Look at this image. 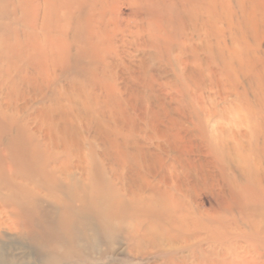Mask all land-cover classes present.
Returning a JSON list of instances; mask_svg holds the SVG:
<instances>
[{"label":"rangeland","instance_id":"374dc122","mask_svg":"<svg viewBox=\"0 0 264 264\" xmlns=\"http://www.w3.org/2000/svg\"><path fill=\"white\" fill-rule=\"evenodd\" d=\"M105 1L107 2L105 3ZM115 1L0 0V228L3 232L0 236L2 239V242L0 239V251L7 261L12 262L10 264H43L44 261L45 264H185V261L186 264H243V262L244 264H253L254 262V264H264V178H262V176L264 177V116L255 103V107H251L244 104V101L239 102V99L233 100L234 98L231 97L224 105L228 108L225 112L226 116L235 117L236 115L237 118L243 119L245 114L250 116V127L239 123L241 128L230 127L233 120L227 118L230 121L229 125L226 124L227 131L232 132L233 139L234 137L240 139L242 153L238 155L237 152L239 164L235 170L238 173H234L229 168L225 170L228 177V184L225 186L227 189L225 188V192L223 191L225 195L223 192L220 195L209 193L206 187L210 182L201 186L200 191L198 188L188 190L186 197L178 195L188 206L196 200L200 202L199 209L201 211L207 210L215 214L213 220L204 218L207 222L209 221V226H200L196 235H191L190 240L183 245L176 242L173 245L163 246L144 240L142 235L133 231L139 219L142 218L132 214L127 201H118L123 196L121 193H117V188L110 178L108 161L111 158L108 159L107 148L109 147L106 139L108 128L107 125H101L105 124L103 114L108 118L110 110L118 109L119 104L125 106V103L118 104L116 99L109 98L108 90H112V87L120 82V80H116L114 72L107 66V62L112 61L110 56L115 57L117 53L121 56L124 54V62L136 64L135 69L141 71L140 74L130 76L126 69L120 68L129 86L139 89L142 83L139 79L148 82L157 80L158 83L167 85V88L161 87L160 89L165 92L169 91L173 95H177V89L181 91L184 88L181 91L184 95L181 103L192 104L191 94H187L192 81L195 80L191 67L199 69L197 67L199 63L204 62V59L210 60L211 58V55L205 52L204 47L199 44L202 36L206 40L208 39L207 41L211 44L224 37L230 43V32L234 31L236 44L240 46L238 53H249L248 56L253 55L254 59L260 54L259 57L264 60V38L261 36L264 35V15L260 16L264 11L262 8L264 0H258L259 2L250 0V3L249 0H228L230 5L228 1L224 2L223 0V5L221 4L223 14L222 16L219 14V17L222 18L220 20L217 14L218 19L211 18L213 19L212 23H209L207 15L193 9L198 4L207 9L205 2H193L192 4L185 0H139L140 3H137L138 0H126V2L117 0L118 3ZM246 6L251 8H249L251 14L255 13L252 15L253 17L251 14L244 13L245 9L247 10ZM93 7H96L97 10ZM95 10L96 12H94ZM104 10L105 14L107 13L105 16L102 14ZM253 10L256 11L252 13ZM227 12H229V16ZM111 13L115 15L118 13V15L114 16ZM257 13L263 18L262 21L260 17V20L258 19ZM231 14L232 17H230ZM196 15H200V17H196ZM109 16L114 21H118L123 29L126 28L124 37L127 36L129 39L121 41L117 35L111 41V39L103 40L104 37L99 36L102 34L103 22L107 24L105 20H111ZM101 19L104 20L102 23ZM246 19L247 21H245ZM91 20L93 24L90 22ZM199 20L202 22L200 21V23ZM254 20L255 22L259 21L254 24ZM98 22L101 25H98ZM139 22L141 25L138 24ZM238 23L240 27L237 26ZM218 25L220 28L219 37L222 38L216 34L219 30ZM138 27L143 31L140 30L143 35L142 33L137 35V32H134ZM142 28H145V31ZM90 30L96 32L94 33L96 35ZM195 30L197 32L192 33ZM238 30L244 32H242V37H239L240 31ZM198 31L201 32V38H198ZM204 31L208 32V36L202 35ZM247 31H252L254 35L251 33L246 35ZM182 32L184 34H181ZM244 36L248 38L246 37L244 40ZM250 38L254 39L256 43ZM259 39L262 40H260L261 43H259ZM248 40L251 41L248 42ZM163 41L166 42V45L169 44L168 48ZM108 42L110 43L108 44ZM243 43L245 47H243ZM96 44L99 45L96 46ZM94 45L95 47L92 48ZM252 49H254V54ZM110 52L112 54H109ZM113 53L115 54L113 55ZM242 53L238 54L240 57L238 55L234 57L236 62L239 60L237 65L234 59L233 63L235 62V66L240 70H245L246 63L242 64V59L245 58L244 61H246L247 56H245L246 53ZM205 56H209V58ZM174 61L180 66L175 65ZM185 61L191 67L187 66L189 67L187 68L183 64ZM211 65H214L212 68H219L214 63ZM260 68L261 66H256L254 69L252 65L254 77H260L254 81L253 92L249 94L253 100H264L260 97H264V71L261 74ZM195 71L197 75L200 72ZM120 73V77H123ZM227 73L225 75L229 79L230 75ZM178 74L179 76H177ZM230 77L233 79L232 76ZM156 86L159 87L157 83ZM98 95L99 97H97ZM179 97L182 99V96ZM243 99L244 96L240 98V100ZM138 102L140 103V101ZM100 112L103 114L100 115L99 120ZM189 113L197 121L198 115L195 114V110ZM195 115L197 116L195 117ZM220 125L223 124L220 123ZM256 128L257 134L255 133ZM240 130L242 133H247V131L250 133L245 134L246 136L242 139L239 137ZM44 136L45 138H43ZM207 136L208 139H211L209 134ZM210 139L208 141L211 144L212 140ZM242 143L245 145L243 146ZM5 156L7 157L5 158ZM79 158L80 167H84L83 172L73 168L74 165L79 164ZM59 166L69 170L63 174L59 170ZM1 169L3 170L1 171ZM69 171L74 174L68 175ZM229 182L231 183L229 184ZM6 185L9 186L6 188ZM26 185L29 186L27 189ZM240 190L242 191L240 192ZM12 195L14 196L12 197ZM23 199L26 201L23 202ZM38 203L42 206H39ZM30 204L31 206H29ZM99 207L100 209H98ZM219 211L220 213H218ZM219 214H222V218ZM262 225L263 227H261ZM27 237L29 238L27 239ZM233 248L237 250H233ZM214 250H217V254ZM220 250L222 253L219 252ZM207 251L211 254H207ZM199 253L201 258L198 257ZM204 253L208 256H205ZM255 253L257 254L255 255ZM228 256L231 260L226 259ZM211 257L216 258V262ZM209 258L211 261L208 262ZM258 260L260 261L258 262Z\"/></svg>","mask_w":264,"mask_h":264},{"label":"bare ground","instance_id":"6f19581e","mask_svg":"<svg viewBox=\"0 0 264 264\" xmlns=\"http://www.w3.org/2000/svg\"><path fill=\"white\" fill-rule=\"evenodd\" d=\"M185 1H187L189 3H192V4H193V2H195V3H204L205 2L206 3V6H207V9L206 8L204 9L199 4L198 5H195V7L193 9L196 12H199V13L202 12L203 14H205V16L207 15L208 16L209 23H212V21H213V19H211V18L218 19V18H220L219 17V14H220V16H222V14H223V12H222L223 8L221 6V4L223 5V0H185ZM226 1H228V0H226ZM262 1H260V2H262ZM92 2H93V0H92ZM106 2L107 1H105V3ZM113 2H114V0H113ZM125 2H126V0H125ZM138 2H139V0L137 1V3ZM224 2H225V0H224ZM257 2H259V1L257 0ZM116 3H118V2H116ZM228 3H229V1H228ZM249 3H250V0H249ZM255 3L253 4V6L255 5ZM229 5H230V3H229ZM90 6H91V4H90ZM257 6H259V5H257ZM94 8L97 10L96 7H93V9ZM100 8H101V6H100ZM249 8L247 7V10L245 9L244 13H248L250 15L251 14L250 13L251 11L249 10ZM262 8L264 9V6ZM238 9H239V7H238ZM96 10L94 12H96ZM254 11H256V10H253L252 13H254ZM105 12H106L105 10L102 11V14L104 16L107 14V13L105 14ZM259 12H261V11H259ZM262 12L263 13L261 15L257 13L258 19H259L260 16H263L264 15V11H262ZM193 13L195 14V12H193ZM227 13H228V16H229V12H227ZM93 14H95V13H93ZM217 14H218V18H217ZM112 15L117 16L118 13H117V15H115V14H112ZM252 15H255V13L254 14H251V16ZM114 16H112V17L114 18ZM192 16H195V15H192ZM196 17H200V15L199 16L196 15ZM230 17H232V14H231ZM243 17L244 16H242V18ZM187 18H189V17H187ZM192 18L194 19V17H192ZM221 18H220V20H221ZM263 18H261V21L263 20ZM102 19H101V23L104 21V20L102 21ZM136 20L138 21V19H136ZM181 20L183 21V19H181ZM223 20H224V18H223ZM259 20H257V21H259ZM107 21L105 20V22L107 24H104V22H103V24H102L103 25V27H102L103 29L101 30L102 32L100 31L102 34L99 35V36L104 37L103 40H105V39L110 40L111 39V41H113V39L117 35L119 36L118 38L121 41L122 40H125V39H129L127 36H126V38L124 37V35H125V32L124 31H125L126 28L123 29V27L121 26V24L118 21H114V19H112V18H111V20L108 19ZM185 21H187V20H185ZM200 21L201 20H199V22ZM245 21H247V19ZM90 22H92V20ZM99 22H100V20H99ZM99 22H98V25L100 24ZM164 22H162V23H164ZM225 22H226V20H225ZM256 22L254 20V24ZM140 23L141 22H139L138 24L141 25ZM182 23L184 24V22H182ZM248 23H249V20H248ZM248 23H246V24H248ZM92 24H93V22H92ZM92 24H91V27H92ZM251 24H252L251 26H253V23H251ZM260 24H259V27H260ZM210 25H212V24H210ZM231 26L233 27V25H231ZM237 26L240 27V24L238 23ZM140 27H138L137 30L134 31V32H137V35H140V33L143 32L140 29ZM197 27H198V25H197ZM246 27L248 28L249 26L247 25ZM246 27H243V28L247 29ZM208 28H210V27H208ZM218 28H219V25H218ZM225 28H226V26L224 27V29ZM198 30H200V29H198ZM90 31H92V30H90ZM170 31H171V29H170ZM180 31H178V32H180ZM238 31H240V30H238ZM92 32H93V34L96 33L94 31H92ZM100 32H99V34H100ZM157 32H158V30H157ZM169 32H168V34H169ZM196 32H197L196 30L195 31H192V33H196ZM219 32H220V28H219V30L216 33L218 37H219ZM240 32H239V37H242L244 32L243 31H242L243 33L241 32V36H240ZM254 32H255V29H254ZM257 32H258V30H257ZM207 33L204 31V33H202V35L205 34V35L208 36ZM227 33H228V31H227ZM250 33L253 34L252 31L251 32L249 31L248 33H245V34L246 35H249ZM93 34H92V36H93ZM164 34H165V32H164ZM181 34H184V33L182 32ZM225 34H226V32H225ZM94 35H96V34H94ZM128 35H130V34H128ZM131 35H133V34L131 33ZM142 35H143V33H142ZM197 35H198V38H201V32L200 31H198V34ZM257 35H259V34L257 33ZM89 36H91V34ZM222 36H223V34H222ZM261 36H262V38H264L263 37L264 35H261ZM165 37L167 39V35ZM172 37H173V35H172ZM178 37H181V36H178ZM244 37H245L244 40H246V37L247 36H244ZM92 38H90V39H92ZM192 38H193V36H192ZM219 38H222V37H219ZM164 39L165 38L163 37V40ZM173 39H174V37H173ZM230 39H231V42L230 43H228L227 42L228 40L225 39V37H224L222 39H217L216 40V43L213 42L211 44V43H209L207 41L208 39L206 40V38H203V36H202V38L200 39V43L199 44L204 47L203 49H204L205 52H207V53H209L211 55L210 60L211 59L212 60L210 61L208 59H204V62L199 63V66H197L199 69H197L195 67H191L190 64L187 61H185L184 63L182 62L183 64H185L186 67L187 66H190L191 67L192 75L195 77L194 78L195 80L192 81V84L190 85V90L187 93V94H191V97L190 98H192L191 99L192 104L191 103H186L187 101L185 102L186 104L181 103V102H183V97H184L183 92L181 93V91L184 89L183 87H182L183 89L181 91H178V89L176 90V94L177 95H175V94L173 95L169 91L168 92L167 91L165 92V91H163V89H160L161 87H166L167 86L166 83H165V85H163V83H158L157 80L154 81L153 79H152L153 81H149V82L146 81V80L145 81H141L139 79V76H137V77H138L139 81L142 82L141 83V87L139 89H135V88L129 86L128 85V82L125 79V77L122 75V72L123 71L121 69H126L127 73L130 74V76L132 74H140L139 72H141V71H137L135 69L136 64H133V63L130 64V63L124 62L125 61V57L123 56L124 54H122V56H121L119 53H117V54L113 53V55L115 54V57L114 56H110V58H112V61H108L107 62V66L109 67V69L112 72H114L115 77H116V80H120V82H118L117 84H115L114 87H112V90L111 89L108 90V94L110 95L109 98L110 99H112V98L116 99L118 101V104L119 103H122V104L125 103V106L119 104V107H118L119 110L118 109H115V108L112 109V110H110V114H109L108 118H106V115H104L103 113H101V112L99 113V120H100V115L102 116V114H103V117H105V120H103L105 122V124H101V125H107V128H108V131L106 133V139H107L108 147H109V148H107V150L109 152L108 159L111 158V160L113 161L112 162L111 160L110 161L107 160L109 162L110 178L112 180V183L117 188L116 189L117 193L118 194L121 193V195L123 196L122 199H119V200L117 199V200L119 202L120 201H123V202L124 201H127L128 204H130V210H131L132 214L133 215H137L139 218H142V219H139L140 222L138 221L137 226H135L133 228V231L135 233L139 234V235H142L144 240L152 241V242H154L156 244H161L163 246L173 245L176 242L183 245V243H186V241L190 240V238H191L190 236L191 235H193V236L196 235V232L198 231L197 229L200 226L201 227H207V226H209V224H208L209 221L207 222L206 220H204V218L205 219L207 218V220H211V219L213 220V218L215 217V214L214 213H210L207 210L206 211H201L199 209L200 202H198L196 200H195L194 203H191L188 206L186 202H183L181 200L182 197L180 196L181 197V199H180L178 195H182V196L186 197V195L188 193V190H190V189H197V188L199 190L201 186H203L204 184H208V182H210V184H208L209 186L207 185L206 189L209 191V193H211V194H219L220 195V193L223 192L224 189L226 188L225 187L226 184H228L227 183L228 182L227 181V178L228 177L226 175L227 172H225V170L227 168H229L231 171H234V173H238V172H236L235 167L237 166V164H239L238 163V160H237V152H238V155H240L242 153L241 148H240L241 143L239 142L240 139H238V137H234V139H233L232 138V132H230V131L228 132L227 131L228 128L226 127V124L227 125L230 124V121L227 118H229L230 120H233V122L230 124V127H233V128H241L240 125H239V123H244L245 125H247L248 127H250V125H249V117L250 116L249 115H246L245 113H244L245 115H243V116H245L244 119L241 118V117H238L237 118L236 115H235V117L234 116H226V113L225 112L227 111L226 109H228V108L225 107L224 105L226 103H228V101L230 100L231 97L234 98L233 100H238L239 99L238 100L239 102H243L244 101V104L249 105L251 107H255L254 106V103H255L256 106H258L257 108H259L261 110V112H262V114L264 116V100H253L249 96V94L253 92L252 89L254 88V85H253L254 84V81L257 80V79H260V77H258V78L257 77L256 78L254 77V72H253V69H252V65L254 66V69L256 68V66H261L260 70H261V74H262L263 71H264V60H261V57H259L260 54H259L258 57H256L254 59L253 58V55H249L248 56L249 53H246L245 52L246 53L245 56H247V60L244 61L245 58L242 59L243 60L242 64L243 63H246V67H247L246 69L247 70L246 69L245 70L244 69L243 70H240L239 67L237 68L235 66V64H234L236 62V60L234 59V57H236L238 54L242 53V52L238 53L239 52L238 50H240V46L238 44H236L234 31H231L230 32ZM241 39L243 41V38H241ZM251 40H253V42L256 43L254 41V39H251ZM251 40H248V42L251 41ZM255 40H256V38H255ZM260 40L261 39H259V41ZM261 41L259 43H261ZM95 42H93V43H95ZM100 42H102V40ZM179 42H181V41L179 40ZM109 43L110 42H108V44ZM164 43L166 45V42H164ZM99 44H96V46L99 45ZM114 44H116V43H114ZM241 44H242V42H241ZM251 44H252V42H251ZM168 45L169 44L167 43V45H166L167 48H168ZM245 45H246V43H245ZM93 47H95V45L92 46V48ZM123 47H125V46H123ZM243 47H245L244 46V43H243ZM249 47H250V45H249ZM245 49H243V50H245ZM226 50H227V53H226ZM243 50H241V51H243ZM253 50L254 49H252V52H253ZM117 51H119V50H117ZM168 52H169V50H168ZM256 52H257V50H256ZM259 52H260V50H259ZM245 53L243 52L242 54H245ZM109 54H112V53L110 52ZM195 54H197V53H195ZM253 54H254V52H253ZM167 55L169 56V54H167ZM240 55H238V57H240ZM170 56H171V54H170ZM206 58H209V56L206 57ZM259 58H260V60H259ZM233 59L235 60L234 63H233ZM236 59H238V58H236ZM195 60H196V58H195ZM240 60H241V58H240ZM238 61L236 62V65H237ZM173 63L175 64V61ZM211 63H214L219 68H212L214 65L212 66ZM242 64H241V66H242ZM175 65H177V64H175ZM177 66H180V65H177ZM192 66H194V65H192ZM161 68H162V66H161ZM187 68H189V67H187ZM195 70L200 71L198 73V75L195 74V72H196ZM181 72H182V70H181ZM226 72H228L227 74H229L230 76H232L233 79H231L230 76H229V79H227L226 78L227 76L225 75ZM119 73L123 77H120ZM158 73L159 72L157 71V74ZM177 76H179V74ZM259 76H261V75H259ZM129 82H130V80H129ZM156 83L158 84L159 87L156 86ZM182 83H184V82H182ZM100 86H102V85H100ZM103 87H105V86H103ZM113 88H114V90H113ZM179 96H182V99ZM242 96H244V99L243 100H240V98ZM97 97H99V95ZM260 97L262 99L264 98L262 96H260ZM141 99H143V100H141ZM24 101H26V100H24ZM138 101H140V103ZM191 108H193V109L191 110ZM194 110H195V114L198 115L197 121L192 117L193 115L190 116V113H189V112H192ZM98 112H99V110H98ZM197 115H195V117ZM221 120H224V121H221ZM220 123H222L223 125L221 126ZM107 128H105V129H107ZM72 131H73V129H72ZM248 133H250V132L247 131V133L246 132L245 133H242L241 130H240V136L239 137H241L243 139V137H245ZM255 133L257 134V128L255 129ZM60 134H62V133L60 132ZM208 134H209V136H211V139L209 138L210 140H212L211 144L208 141L209 140L208 139V136H207ZM43 138H45V136ZM96 138H98V137H96ZM229 139H231V140H229ZM99 142H101V141H99ZM45 144H47V142H45ZM244 145L245 144H243V146ZM243 148L245 150V147H243ZM6 157L7 156H5V158ZM10 160H11V158H10ZM7 162H6V164H7ZM259 162H261V161H259ZM78 163L79 164L74 165L73 168H76V169H78V170H80V171L83 172L84 171V167H80V158L78 159ZM5 166H7V165H5ZM107 167H108V164H107ZM3 168H5V167L3 166ZM2 170L3 169H1V171ZM59 170H61V172L63 174H65L66 173L65 171L66 170H69V169H66V168H64L62 166H59ZM5 171L8 172L7 170H5ZM72 174H74V173H72L71 171H69L68 175L71 176ZM18 176H20V175H18ZM262 178H264V177L262 176ZM2 182L4 183V180ZM0 183H1V181H0ZM7 183H8V181H7ZM230 183L231 182H229V184ZM15 184H17V183H15ZM7 186H9V185H6V188H7ZM25 187L27 189L29 186L26 185ZM1 189H2V187H1ZM14 191H15V189H14ZM241 191L242 190H240V192ZM14 194H16V193H14ZM22 194H20V195H22ZM27 194H25V195H27ZM204 194H206V193H204ZM17 195H18V193H17ZM25 195H23V196L25 197ZM224 195H225V193H224ZM230 195H232V194L230 193ZM13 196L14 195H12V197ZM227 197H228V194H227ZM9 200H11V199H9ZM24 200L25 199H23V202H24ZM87 200H88V198H87ZM2 201H3V199H2ZM7 201L8 200L6 199V202ZM82 201H84V200L82 199ZM35 202H37V201H35ZM223 204H224V202H223ZM38 205H39V203H38ZM11 206H12V204H11ZM29 206H31V204ZM39 206H42V205H39ZM206 206H207V204H206ZM218 206H219V203H218ZM35 208L37 209V207H35ZM62 208H63V206H62ZM95 209H97V208L95 207ZM98 209H100V207ZM225 211H226V209H225ZM19 212H21V211L19 210ZM69 212H72V211H69ZM218 213H220V211ZM49 216H50V214H49ZM221 216H222V214L220 215V217ZM37 217H38V215H37ZM42 218H43V216H42ZM49 219H50V217H49ZM51 220H49V221H51ZM69 220L72 221L71 219H69ZM199 220H201V221H199ZM229 220L231 221V219H229ZM74 222H75V220H74ZM253 222H252V224H254ZM37 223H38V221H37ZM84 223H86V222H84ZM242 223H241V225H243ZM32 224H34V223H32ZM255 224H257V223H255ZM82 225H84V224H82ZM27 226H29V225L27 224ZM245 226H246V224H245ZM255 227H257V226H255ZM261 227H263V225ZM16 229H17V227H16ZM2 230H4V229H2ZM0 231H1V228H0ZM248 231H249V229H248ZM4 232H5V230H4ZM32 232H34V231H32ZM208 232H210V231H208ZM222 232H224V231H222ZM236 232H238V231H236ZM247 232H245V233H247ZM1 233H3V232L2 231L0 232V236H1ZM12 234H13V232H12ZM247 234H249V233H247ZM2 235H4V234H2ZM8 235H10V234H8ZM224 235H225V233H224ZM260 235H261V233H260ZM28 238L29 237H27V239ZM259 238H261V237H259ZM249 240H250V238H249ZM1 242H2V239H1ZM224 245H226V244H224ZM150 246H151V244H150ZM253 246H254V244H253ZM253 246H251V247L254 248ZM54 249H55V247H54ZM226 249H227V247H226ZM234 249L235 248H233V250ZM193 250H195V249H193ZM223 250L224 249H222V251ZM235 250H237V249H235ZM209 251H210V249H209ZM214 251L217 254V252H216L217 250H214ZM219 252H221V250ZM227 252H228V250H227ZM257 252H259V251H257ZM193 253H195V252L193 251ZM209 253L210 252H208L207 254H209ZM229 253H231V252H229ZM237 253H235V254H237ZM207 254L204 253L205 256ZM256 254L257 253H255V255ZM259 255H261V254H259ZM200 256L201 255L199 253V256L198 257H200ZM211 256H214V255H211ZM223 256H224V254H223ZM238 256H240V255H238ZM236 257H234V258H236ZM263 257H264V255H263ZM211 258H214V257H211ZM209 259H208V262L211 261V259L210 260ZM215 259L216 258H214L213 260L215 261ZM226 259H229V256ZM186 260L188 261V259H186ZM205 260H207V259H205ZM220 260H222V259L220 258ZM229 260H231V258ZM249 261H250V259H249ZM259 261L260 260H258V262ZM222 262H224V261H222ZM10 263H12V262L10 260L7 261V259H5L4 255L0 251V264H10ZM43 264H45V261H44ZM185 264H186V261H185ZM211 264H213V263H211ZM222 264H224V263H222ZM243 264H244V262H243Z\"/></svg>","mask_w":264,"mask_h":264}]
</instances>
